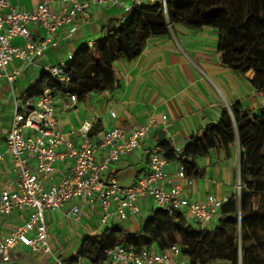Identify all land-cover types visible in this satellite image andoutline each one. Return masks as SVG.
Here are the masks:
<instances>
[{
  "label": "crops",
  "instance_id": "0c3cea01",
  "mask_svg": "<svg viewBox=\"0 0 264 264\" xmlns=\"http://www.w3.org/2000/svg\"><path fill=\"white\" fill-rule=\"evenodd\" d=\"M10 1L21 9L33 10L41 0ZM126 4L128 0H121L119 4L92 5L78 14L74 32L68 33L66 27L58 28L57 45L47 48L35 58L34 63L27 64L17 57L8 63L7 70L17 73L11 86L5 79H0V151L4 152V160L0 162V188L15 185L10 155L5 152L13 97L22 98L26 89L42 75L43 65L65 63L79 48L91 46L110 20L125 21L129 16V11L124 8ZM49 6L54 11H60L62 4L53 0ZM29 28L33 41L43 34L37 25L30 24ZM217 38V32L208 27L189 29L173 24L168 34L149 39L135 59L115 61L119 87L92 94L85 102L77 101L68 109H63L68 95L55 93L53 104L58 130L66 140L77 145V127L84 120L95 119L90 138L96 145L95 162L100 163L106 150L100 147L99 142L108 129L118 126L130 130L144 124L150 117L155 118L157 125L140 141L139 147L122 155L102 174L104 178H114L120 186L133 185L148 172V152L152 146L163 148L170 144L179 153L192 136L203 135L206 124L216 123L223 110H230L236 103L252 111L264 105V96L257 94L248 81L254 76L253 71L242 77L221 65ZM11 43L23 44L24 41L14 37ZM110 111L115 116H111ZM30 163L34 161L30 160ZM179 163L178 159L169 160L165 166L169 177L176 176ZM69 166V160L56 163L52 180L57 181L67 173ZM238 180V149L226 156L222 149L214 148L193 162L182 181L183 193L191 200H202L208 194L226 199L234 192L233 187ZM137 203L140 207L138 214L129 216L127 220L110 215L104 226L99 224V205L86 203L81 198L67 201L59 210L47 209L44 214L53 255L35 253L28 246L18 243L11 248L8 260L0 258V264H58L56 259L63 264H91L80 257L70 261L82 240L100 234L104 228L115 223L123 225L129 232L137 231L154 208L148 197L138 198ZM74 205L83 207L80 222L71 214ZM28 211H14L10 216H1L0 237L21 224ZM185 216L187 225L193 226L195 220L188 214ZM216 220L207 227H214Z\"/></svg>",
  "mask_w": 264,
  "mask_h": 264
},
{
  "label": "trees",
  "instance_id": "16d2710c",
  "mask_svg": "<svg viewBox=\"0 0 264 264\" xmlns=\"http://www.w3.org/2000/svg\"><path fill=\"white\" fill-rule=\"evenodd\" d=\"M173 24L214 29L221 65L242 77L253 71L248 81L264 96V0H167L165 9L159 2L133 6L124 23L110 20L91 46L79 48L64 63L67 81L43 71L22 98L37 97L49 88L85 102L92 94L113 90L120 86L115 61L135 59L149 39L168 34ZM235 147L239 190L224 200L214 227L188 226L182 211L154 207L135 232L115 223L85 237L70 261L80 257L102 264L106 251L117 245L139 252L167 250L179 243L189 264H264V105L252 111L236 103L223 110L216 123L206 124L201 137L192 136L179 153L170 144L161 148L168 160H179L186 174L209 150L222 149L230 156Z\"/></svg>",
  "mask_w": 264,
  "mask_h": 264
},
{
  "label": "built area",
  "instance_id": "2783aa9c",
  "mask_svg": "<svg viewBox=\"0 0 264 264\" xmlns=\"http://www.w3.org/2000/svg\"><path fill=\"white\" fill-rule=\"evenodd\" d=\"M53 0H41L33 10H25L10 0H0V79L11 86L17 72L7 70L13 58H20L27 64L49 48L57 45L58 28L66 27L68 33L76 30V17L92 5L119 4L121 0H59L60 11H54L49 4ZM159 2L165 9L167 0H128L124 6L130 11L133 6L150 5ZM30 24L39 26L43 34L36 41L31 39ZM23 39V44H12L11 39ZM64 63L43 65L44 72L58 81H67L69 76L63 70ZM54 95L49 88L34 98L13 97L12 117L5 135V152L10 155L15 175L14 187L0 188V217L10 216L14 211L29 209L26 219L13 227L7 235L0 237V258L9 259L11 248L18 243L28 246L35 253L53 255L48 239L45 210H59L74 198L86 203H97L100 208V226H104L110 215L120 220L140 212L138 198L148 197L156 208L167 212L174 209L188 214L201 228L207 227L217 218L225 199L208 194L202 200L188 199L183 193L185 178L183 165L179 163L176 176L171 178L165 171L169 160L161 146L154 145L148 152V172L131 186H120L114 178H104L103 173L122 155L139 147L140 141L157 125L150 117L144 124L130 130L114 126L108 129L99 142L106 151L100 163L95 162L96 145L90 138L95 119L84 120L76 129L79 141L74 145L66 140L57 128V112ZM68 101L63 109L77 102L74 94H67ZM111 116H115L110 111ZM165 120L166 116H162ZM4 152L0 151V162ZM33 160L34 163H30ZM69 160L68 172L57 181L52 180L54 166ZM239 190V182H238ZM71 214L81 220L83 207L74 205ZM58 264H63L56 259ZM179 243L167 250L142 249L139 252L117 245L106 251L102 264H188Z\"/></svg>",
  "mask_w": 264,
  "mask_h": 264
},
{
  "label": "rangeland",
  "instance_id": "374dc122",
  "mask_svg": "<svg viewBox=\"0 0 264 264\" xmlns=\"http://www.w3.org/2000/svg\"><path fill=\"white\" fill-rule=\"evenodd\" d=\"M127 19H128V18H127ZM127 19H126V20H127ZM126 20H125V21H126ZM125 21H123L122 23H124ZM235 149H236V147L233 149L234 152H235ZM233 191H234L235 193H238V181H237V183L235 182L234 187H233ZM193 226H194V227H198V224H197L196 222H193ZM257 229H259V227H258ZM260 235H261L262 237H264V231H260ZM223 263L228 264L227 262H222V261H217V262H215V263H213V264H223Z\"/></svg>",
  "mask_w": 264,
  "mask_h": 264
}]
</instances>
